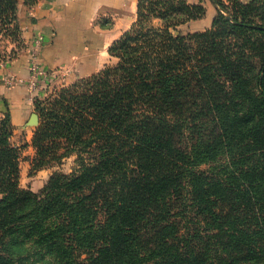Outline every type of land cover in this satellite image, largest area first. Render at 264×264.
<instances>
[{"label":"trees","instance_id":"16d2710c","mask_svg":"<svg viewBox=\"0 0 264 264\" xmlns=\"http://www.w3.org/2000/svg\"><path fill=\"white\" fill-rule=\"evenodd\" d=\"M211 1L183 32L201 0H138L116 62L35 98L32 173L77 158L40 192L0 119V264H264V0Z\"/></svg>","mask_w":264,"mask_h":264},{"label":"rangeland","instance_id":"374dc122","mask_svg":"<svg viewBox=\"0 0 264 264\" xmlns=\"http://www.w3.org/2000/svg\"><path fill=\"white\" fill-rule=\"evenodd\" d=\"M40 1L42 0H19L18 28L0 35V119L9 112L14 129L12 142L18 146L27 145L21 151L20 185L35 192L42 190L52 174L56 172L70 174L77 168V158L72 155L65 158L59 165L32 173V158L35 154V149L31 145L32 138L41 123L40 115L34 104L35 98L45 99L55 90L69 86L81 76L87 75L86 65L93 70L97 68L100 71L106 65L116 62V58L110 55L109 48L132 19L129 7L123 8L117 14L112 12L95 14L85 9L83 21L63 23L67 26L66 33L81 35L84 43H92L104 35L103 32L94 31V26L99 27L107 32L109 44L100 50L95 61L61 62L52 65L42 59L44 39L37 38L41 34H34L30 28V22L35 20V17L30 16L33 15L30 11ZM89 18L90 20L94 18V21H89ZM162 23L160 19H154L147 24L160 26ZM209 24L208 19H205L184 26L181 30L183 32L202 30ZM55 32L56 30L54 34ZM33 114H37L38 118H35Z\"/></svg>","mask_w":264,"mask_h":264},{"label":"crops","instance_id":"0c3cea01","mask_svg":"<svg viewBox=\"0 0 264 264\" xmlns=\"http://www.w3.org/2000/svg\"><path fill=\"white\" fill-rule=\"evenodd\" d=\"M188 1L190 3H197L200 0ZM243 1L249 2L250 0ZM201 2L206 7L205 16L180 26V29L205 19H208L210 23L207 28L212 25V21L217 14L216 6L211 0H201ZM127 7H129V13L132 19L119 37H121L122 33L130 28L135 21L138 0H42L38 2L30 11V13L33 14L30 16L35 17L34 22H30V28L34 34H41L37 38L42 37L44 39L45 45L43 47L42 59L45 60L44 62L52 65L61 62L77 63L78 61H95L99 56L100 50L109 44L107 32L94 26V31L104 33L103 37L92 43H84V38L81 35H70L66 33L67 26L65 24L63 25V23L68 24L70 21L75 20L83 21V11L85 9L95 14H107L108 12L117 14L120 13L123 8L126 9ZM89 21H94V18L91 20L89 18ZM90 26H92V24ZM207 28L192 30L190 32L203 31ZM55 30L56 32L54 34ZM98 70L97 68L93 70L88 65L85 67L87 75L92 72H97Z\"/></svg>","mask_w":264,"mask_h":264},{"label":"water","instance_id":"95a60500","mask_svg":"<svg viewBox=\"0 0 264 264\" xmlns=\"http://www.w3.org/2000/svg\"><path fill=\"white\" fill-rule=\"evenodd\" d=\"M33 116H34L35 118H38V115H37V114H33Z\"/></svg>","mask_w":264,"mask_h":264}]
</instances>
